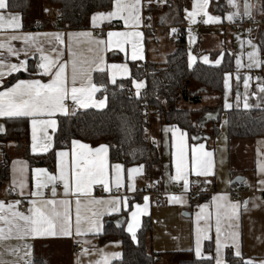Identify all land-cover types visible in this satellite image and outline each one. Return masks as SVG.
<instances>
[{
	"label": "crops",
	"instance_id": "obj_1",
	"mask_svg": "<svg viewBox=\"0 0 264 264\" xmlns=\"http://www.w3.org/2000/svg\"><path fill=\"white\" fill-rule=\"evenodd\" d=\"M245 0H235V3L239 5V11L243 13ZM251 3H257V0H250ZM170 5V7L168 6ZM222 12H219L218 9H222ZM47 9L48 11H45ZM112 10V5L108 10H97L96 12H108ZM193 10V0H168L167 5H160L153 0L152 4L149 6L147 0H142V11L141 15L143 17L141 25L137 28H126L123 20L113 19L111 21L105 20L100 22L99 27H93L91 23V14L89 25L87 28L80 29H69L61 26L59 20V10L55 5L40 4L37 3L32 11V15L28 17L27 21H24L22 18V29L17 32L12 30H0V42H8L7 38L10 35H23L26 33L33 34L36 37V43L43 47V54L50 56L51 58H58L59 62L67 63L66 76L68 79V84L71 86V63L70 57L68 54V33H91V39H107V33L109 31L113 32H122V31H140L143 33L142 39L140 41L143 59L133 61L131 59L132 49L130 45H125V52L119 51L117 48L112 50L99 51L96 48L94 43L90 42L88 37H74L72 48L76 53L74 58L79 61H92L97 60L99 56L103 57L102 67L105 68L104 73L107 74L108 79L109 75H113L116 79H124L130 76L129 61L133 62H142V63H152L156 62L161 64L165 62L167 54L172 52L175 48L174 37L177 33L171 32L172 28L178 30V28L183 27L186 30L185 33V43L187 47V57L189 58V53L195 58L192 66L196 62H200L206 65L218 66L215 64L217 59L223 61L221 53L229 52L233 56V66L230 71L224 73L231 74L230 78V88L227 93V102L232 105L230 109H245L244 96L247 94L249 96V104L256 105L258 101L253 95L257 91L258 81L256 77H260L261 81L264 82V70L262 69H253L249 70L246 67L237 68V58L241 60L242 64H247V53L251 51V48L247 45L246 41L252 39L254 43L258 45L264 43V25L261 26H251L246 28L242 32H236L234 27H232L233 21L226 19L229 13L237 11L236 8H233L229 5L228 0H209L208 13L210 16L219 17L220 22H209L204 23V20L207 17L200 15L196 16L195 22H191L189 19H186L187 12L185 11ZM21 14L19 11L10 10L5 15L9 14ZM22 15V14H21ZM253 15L257 18L264 17V13L253 12ZM151 17V19H148ZM163 18V20H162ZM147 20V25L143 27V22ZM198 28L197 32H193L192 28ZM251 29V32L248 30ZM63 33L62 39L64 44H59L51 36H45L43 34H55ZM190 36L194 37V41H190ZM239 37V39H237ZM241 41H245L243 47L241 46ZM11 46L15 49H21L27 47L23 44L21 40H12L10 41ZM57 49L56 52H53L52 49ZM41 53L36 51L35 47L28 48V57L26 58L23 53L16 56H9L6 49H0V60H3L6 64H17L19 60L27 59L29 66V71H19L25 72L27 75L24 78L17 80H28V79H39L42 83H48L51 79V76H38L35 74L36 65L39 62V57ZM204 57L208 58V63L204 62ZM261 58L264 59V51L261 53ZM220 63V64H221ZM127 65L129 71L127 74H122L118 69H111L110 65ZM189 64V59H188ZM219 64V65H220ZM88 67V65H84ZM95 68V65H92ZM6 71V69H5ZM17 73V72H15ZM13 73V74H15ZM96 73H103L100 71H92L91 78L92 82L95 83ZM224 75L222 79L223 90L221 94L216 93H207L201 92V89L195 88L193 84L190 85L192 92L200 93L201 98L199 103H191L189 101L180 100L178 102L179 108H185L191 111H199L204 107H214L221 106L220 113L211 112L207 114H215V118L211 120H206L205 116L202 121H205L201 125V122L198 123L197 135L189 137L188 133L184 129H180L175 124H165L163 122V117L157 111L150 112L147 115V126L145 128L146 135L150 143L155 144L160 151L161 161L155 163L151 166L148 164L140 163L145 165L144 173L142 176H136L134 179V184L136 191L134 193L127 191V170L130 168L137 167L138 165L125 167L120 162L110 163L109 165L120 164L123 166L124 173V187L116 189L112 187L111 191L105 192L103 185H94L92 188L91 196H74L69 194L65 196L63 183L57 179L55 182L56 195L52 196V182L48 183V187L43 189L45 193V199H68L70 201V213L73 223V232L70 236H55V237H26L24 239H10L4 242H0V259L5 261L18 262V264H24L25 260H28L29 257L25 256L23 260L15 255H9L6 251L8 248L18 247L20 248V254L23 255L25 251V245L31 246L32 255L30 259L36 257H47L52 264H96L97 261L102 259L103 255L111 253H119V258L122 256V245L119 240L99 243L100 234L103 233V226L106 218L113 215L117 216V223L121 224L123 222L124 215L126 220L124 223L125 231H127V224L131 216V212L135 211V208L132 205L139 204L143 206L144 197L147 195V190L150 188L149 184L153 183V186L158 187L164 194L162 199H158L154 196L149 197V206L148 214L141 215L139 217L140 226L136 229V235L138 229L141 227L142 219L144 217H149L151 222L150 232L146 236V251L150 254L155 255L157 263H167L169 260V255H173L174 258L184 257V254L191 253L195 256V243L198 227L203 226V221H197V214L200 213L201 205H207V208L204 210L205 215H210V223L212 225L210 231L208 232L209 239L203 240L201 242V251L204 257H215L216 255V232H215V206L212 201V197L218 194H227L229 200L234 201L231 197L233 193H237L239 200L244 201L249 200L248 211H244L243 208L240 210V216L238 221H233V227H228V221L224 222V232L227 234L231 231H237L239 233L238 246L241 252L240 257H244L246 260H251L256 264H260L261 261H264V192L258 190L257 181L261 178L258 172V166L264 165V137L256 136L254 139L240 138V139H228L227 137V128H226V111L225 109V88H224ZM237 75L240 79L237 80ZM250 75L252 79L249 81V87L246 90L244 87L245 76ZM10 76H7L4 83L9 79ZM17 80L11 82L14 84ZM143 80V79H141ZM109 81H111L109 79ZM144 81V80H143ZM112 82V81H111ZM145 83V81H144ZM82 84H86V81H81L78 79L76 87H81ZM96 84V83H95ZM0 90H3L0 87ZM98 93V92H97ZM97 93L94 94L93 99L97 102L99 100H105V96H98ZM134 93L136 94V89L134 88ZM240 96L239 102H237V96ZM68 102L71 103L76 110L81 111L82 109L88 108H79L71 99H68ZM107 102H105V108ZM93 109H103L89 107ZM257 108L255 106L249 108ZM264 109V108H257ZM198 115L197 112L195 113ZM64 116L60 113H57L53 119L57 121L58 117ZM219 117V122L217 127L219 131L215 135H211L212 125L211 121ZM22 121L20 122H7L11 120L5 117H0V124H3L6 131H19L27 133V144L28 151L31 155L39 156L45 154L53 149L50 148L47 152L37 150L36 152L32 151V126L28 118H18ZM178 128L181 132L186 133L185 139L187 143V157L191 160V149L194 146L199 144H204L205 151L213 153V171L214 176H207L211 182L216 187V190L212 194H199L197 197L191 198L188 193H184L183 181L181 182L180 187H175L172 185L175 180H171L169 177L175 175V167L173 165L172 153L175 149L172 147V129ZM168 129L166 132L165 129ZM48 133L52 138V145L54 141V133L49 128ZM38 136L42 134L38 131ZM211 135V137H210ZM179 136V133H177ZM78 140V139H76ZM72 141V140H71ZM71 141L68 143V147L58 148L54 152L53 164L52 165H31L27 158L23 157L15 148L16 141L11 140L4 145L5 149L0 150V161L3 157V152L9 151L12 154L11 159L9 160L8 167V180L0 186V201L5 203L14 202L19 200L21 203H24L25 206L20 208V204L17 205L16 210L27 214L30 207L28 201L34 199L29 193L35 190L34 185L39 180H46L47 177H40L39 174H36L37 179H34V170L35 169H45L48 175L58 176L57 171V156L56 152L66 151L69 152V161L72 144ZM89 145L90 148L95 149L100 145H105L102 143L92 144L85 141H81ZM109 153V151H108ZM15 162V163H14ZM109 173L111 175V167H109ZM242 177V182H237L235 184L229 183L235 177ZM205 176L197 177L195 174H189L188 179L190 180V188L193 185H197L199 180ZM17 182V195L13 198L7 196L6 189L12 188L13 181ZM23 182V195H21V189L19 188V183ZM189 188V189H190ZM184 196L183 202L179 203H170L168 197L170 195ZM126 196L129 201V207L127 209L121 208L119 212H108L106 211V205H95L90 204L89 200H109L113 197ZM81 200V216H82V231L84 234L77 236L75 234V213H76V199ZM256 198V203L259 207L252 206V199ZM96 212L97 215L93 217L92 213ZM188 215H187V214ZM95 220L97 228L94 231H88L90 220ZM2 226V224H0ZM127 233H129L127 231ZM130 234V233H129ZM131 236V234H130ZM132 238V236H131ZM221 239H224L222 237ZM81 240L85 246L84 252L82 254H75L73 251V241ZM133 240V239H132ZM228 247L224 251V255L227 250H231L234 254L236 248L232 246L233 242L229 237L226 240ZM166 254V255H165ZM235 255V254H234ZM226 257V256H225ZM118 259H112L110 264ZM215 264V260L212 259Z\"/></svg>",
	"mask_w": 264,
	"mask_h": 264
},
{
	"label": "snow or ice",
	"instance_id": "obj_2",
	"mask_svg": "<svg viewBox=\"0 0 264 264\" xmlns=\"http://www.w3.org/2000/svg\"><path fill=\"white\" fill-rule=\"evenodd\" d=\"M153 0H147L148 5L152 4ZM157 4L167 5L168 0H155ZM231 7L236 8L237 11L229 13L226 17L229 21H232L234 17L241 16L254 19L253 12L264 13V0H257V3H251L250 0H245L243 8L244 11H239V5L235 3V0H228ZM9 0H0V30H12L13 32L20 31L22 29V15L9 14L11 8ZM170 7V5H168ZM209 6V0H193V10L187 11L186 19L191 22H195L196 16L201 13L207 17L204 23L220 22L219 17L210 16L207 9ZM45 11H48L45 9ZM142 0H112V10L108 12H96L91 16V23L93 27H99L100 22L105 20L111 21L113 19L123 20L126 28H137L142 22ZM151 19V17H148ZM163 20V18H162ZM177 30L171 29L172 33ZM251 32V29L248 30ZM45 36H51L59 44H64L62 39L63 33L55 34H43ZM68 54L71 63V86L68 84L66 76L67 63L59 62L58 58L54 59L48 55L43 54V47L36 43V37L33 34L26 33L21 35H10L6 42H0V49H6L9 56L19 57L21 53L27 58L28 48L35 47L36 51L40 52L39 62L36 65L35 74L38 76H51L48 83H42L39 79L17 80L14 84L9 86L4 83L7 76H11L15 72L29 71L27 59L19 60L17 64L5 63L0 60V117L8 119L28 118L32 126V151L36 152L38 149L47 152L52 145V138L48 133L50 128L53 133L57 131V121L53 119L57 113L64 115L65 117L76 115L75 109H69V106L65 103L68 99H71L73 104L79 108H103L105 106V100H99L98 102L93 99L95 93L102 90V85L97 86L92 82L91 72L100 71L104 72L105 68L103 64V57L99 56L97 60L92 61H79L74 58L76 53L73 51L72 43L74 37H88L91 43L96 45V48L103 52L106 50H112L114 47L121 52H125V45H130L132 49L131 59L133 61L143 59L142 49L140 41L143 33L140 31H122L107 33V39H91V33H68ZM194 37L190 36V41H194ZM239 39V37H237ZM21 40L27 47L21 49H15L11 46L10 41ZM245 41H241L243 47ZM251 51L247 53V64H242L241 60L237 58V68L246 67L249 70L262 69L264 70V59L261 58V53L264 51V43H254L252 39L246 41ZM56 52L57 49H52ZM223 56V53H221ZM189 68L192 67L194 57L189 53ZM204 62L208 63V58L204 57ZM221 63L220 59L215 61L216 65ZM88 65L85 67L84 65ZM95 65V68L92 65ZM111 69H118L122 74H127L129 69L127 65H110ZM6 69V71H5ZM231 74L226 73L224 75V88H225V109H230L231 104L227 102V93L230 88ZM86 81V84H82L81 87H76L77 81ZM109 79L115 83V77L109 75ZM240 77L237 75V80ZM252 79L250 75L245 76L244 87L247 90L249 87V81ZM259 82L255 95L256 99L260 101L256 105L249 104V96H244V108L249 109L253 106L257 108H264V82L260 77H256ZM133 87L136 89V96L141 95V90L145 88L143 80H133ZM240 96H237V102H239ZM6 131L3 124H0V133ZM38 131L42 134L38 136ZM167 132L168 129L166 128ZM179 133V136H177ZM172 147L175 151L172 153L173 165L175 167V175L170 176L171 180L183 181L184 193L189 192L190 180L189 174H195L199 176H214L213 171V153L205 151L204 144H199L191 149V160L187 157V143L186 133L181 132L180 129H172ZM193 139H196L193 137ZM72 148L69 152L58 151L57 156V171L58 176L48 175L45 169H35L34 179H37L36 174L40 177H47L46 180H39L35 185V190L31 191L29 195L34 197L28 201L30 207L28 213H22L16 210L17 205L21 202L19 200L14 202L5 203L0 201V242H4L10 239H24L26 237H55V236H70L73 232V223L70 213V201L68 199H45V193L43 189L48 187V183L52 182V196L56 195L55 182L59 179L63 183L64 194L68 196L72 194L74 196L90 197L92 188L94 185H103L104 191H111L112 187L120 189L124 187L123 166L120 164L109 165L108 162V145H100L95 149L90 148L89 145L80 142L79 140L72 139ZM15 163V162H14ZM109 167H111V175L109 173ZM145 165L141 164L137 167L127 170V191L134 193L136 191L134 179L136 176H142L144 173ZM258 172L261 178L257 181L258 190L264 192V165L258 166ZM209 181L205 180V183ZM236 182H242V178L237 177ZM153 183L149 184L152 187ZM232 183V181H229ZM21 189V195H23V182L19 183ZM17 187V182L14 180L12 190ZM143 206L139 204L132 205L135 211L131 212L130 219L127 224V231L131 234L133 241H136V229L140 226L139 217L141 215L148 214L149 197L145 196ZM170 203L183 202V194L180 196L170 195L168 197ZM213 204L215 206V232H216V255L215 257H204L201 251V242L209 239L208 232L212 225L210 223L211 216L205 215L204 210L207 205L200 206V213L197 214V221H203V226L196 229V243H195V256L198 260H215V264H228V261L224 255V249L228 247L226 240L230 237L236 248L235 256L240 257L241 252L238 246L239 233L237 231H231L225 234L224 222L228 221V227H233V221H238L240 216V210L248 211L249 200L232 202L229 200L227 194H218L212 197ZM90 204L106 205V211L119 212L121 208L127 209L129 207V201L126 196H116L109 200H89ZM253 207H259L256 203V198L252 201ZM93 217L97 215L96 212L92 213ZM88 231H94L97 228L96 221H88ZM75 234L77 236L84 234L82 231V216H81V200L76 199V213H75ZM224 237V239H221ZM9 255H15L19 260H23L25 256L29 257L24 261V264H32L30 259L32 255L31 246L25 245V251L23 255L20 254V248L12 247L6 249ZM119 253H111L103 255L102 259L97 261L96 264H110L112 259H118ZM0 264H18V262L5 261L0 259ZM244 264H254L253 261L247 260ZM260 264H264L261 261Z\"/></svg>",
	"mask_w": 264,
	"mask_h": 264
},
{
	"label": "trees",
	"instance_id": "obj_3",
	"mask_svg": "<svg viewBox=\"0 0 264 264\" xmlns=\"http://www.w3.org/2000/svg\"><path fill=\"white\" fill-rule=\"evenodd\" d=\"M55 5L59 10L61 26L69 29L87 28L91 14L97 10H108L112 0H9L10 10L19 11L24 21L32 15L37 3ZM222 9H218L222 12ZM28 22V21H27ZM186 30L178 28L174 37L175 48L167 54L165 62L158 64L129 61L130 76L116 79L115 83L109 81L107 74L96 73L95 83L103 86L97 93L105 96L107 105L103 109H82L76 111L74 116L58 117L57 131L54 133L53 149L39 156L31 155L28 151L27 133L19 131H5L0 133V148L11 140L16 141L17 153L27 158L31 165H52L54 152L58 148L68 147L72 139H78L92 144L102 143L109 146L108 159L110 163L120 162L125 167L140 165L149 166L161 161L159 148L150 143L146 135L147 116L142 108L147 101L151 109L156 108L162 115L165 124H175L186 130L189 137L197 135L198 123L207 113H220L221 106L204 107L197 112L179 108L180 100L199 103L201 94L192 92L190 85L201 89V92L221 94L223 90L222 79L225 72L233 66V56L224 52L223 61L218 66L206 65L196 62L191 68L188 66L187 47L185 43ZM27 73L12 74L6 84L24 78ZM145 81V88L139 97L134 93L133 80ZM228 139H254L256 136L264 137V109H229L225 112ZM20 122L21 119H11L7 122ZM219 117L211 121V135L218 133ZM210 135V137H211ZM12 154L3 152L0 161V186L8 180L9 160ZM117 223V216L106 218L103 233L100 234L99 243L119 240L122 245V256L111 264H159L155 255L146 251V236L151 231L149 217L142 219L134 242L124 223ZM166 255V254H165ZM169 255L165 264H214L212 260H198L191 253L184 257L174 258ZM228 264H244V257L235 256L229 249L226 251ZM32 264H52L47 257H36ZM164 264V263H160ZM256 264V263H254Z\"/></svg>",
	"mask_w": 264,
	"mask_h": 264
},
{
	"label": "built area",
	"instance_id": "obj_4",
	"mask_svg": "<svg viewBox=\"0 0 264 264\" xmlns=\"http://www.w3.org/2000/svg\"><path fill=\"white\" fill-rule=\"evenodd\" d=\"M254 16V15H253ZM147 25V20L143 22V27L145 28V26ZM264 25V17L262 18H257L254 16V19H250L248 17H244L243 19L241 18V16H236L235 20L233 21L232 27H234V30L237 32H242L244 31L246 28H249L251 26L257 27V26H261ZM193 32H197L198 28L194 27L192 28ZM68 106L69 109H75L76 108L68 102V100L65 102ZM142 108L144 110L145 116H147L150 112L153 111H157L156 108L151 109L147 103V101L143 102ZM77 111V110H76ZM1 143V142H0ZM1 150V148H0ZM205 180L209 181L208 183H205ZM173 186L175 187H180L181 182L177 181V182H173L172 183ZM216 190L215 185L213 184V182L210 181V179H208L207 177H202L197 185H193L190 189H189V196L191 198L193 197H197L199 194H212L214 191ZM6 193L7 196L10 198H13L17 195V191H13L12 188H7L6 189ZM147 195L148 196H154L157 197L159 200L163 198L164 194L161 190H159L158 187H150L147 190ZM234 201L239 200V196L237 193H233L232 197H231ZM24 205V203L20 204V208H22ZM73 251L75 254H82L84 252V248L85 246L83 245V242L81 240H75L73 241Z\"/></svg>",
	"mask_w": 264,
	"mask_h": 264
},
{
	"label": "water",
	"instance_id": "obj_5",
	"mask_svg": "<svg viewBox=\"0 0 264 264\" xmlns=\"http://www.w3.org/2000/svg\"><path fill=\"white\" fill-rule=\"evenodd\" d=\"M212 118H215V114H206V115H205V119H206L207 121H208V120H211ZM206 120H205V121H206ZM205 121H202V122H201V125L204 124ZM237 177H239V176H237ZM237 177H235L234 179H232V183H233V184L237 183V182H236V178H237ZM240 178H242V177H240ZM186 214H187V213H186ZM187 215H188V214H187Z\"/></svg>",
	"mask_w": 264,
	"mask_h": 264
},
{
	"label": "rangeland",
	"instance_id": "obj_6",
	"mask_svg": "<svg viewBox=\"0 0 264 264\" xmlns=\"http://www.w3.org/2000/svg\"><path fill=\"white\" fill-rule=\"evenodd\" d=\"M55 7H57V6H55ZM193 120L195 119V116H193V118H192Z\"/></svg>",
	"mask_w": 264,
	"mask_h": 264
}]
</instances>
